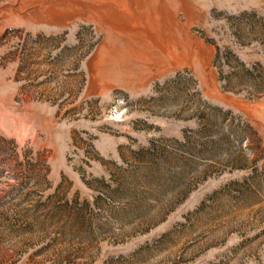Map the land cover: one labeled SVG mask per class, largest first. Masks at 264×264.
Masks as SVG:
<instances>
[{
	"label": "rangeland",
	"instance_id": "obj_1",
	"mask_svg": "<svg viewBox=\"0 0 264 264\" xmlns=\"http://www.w3.org/2000/svg\"><path fill=\"white\" fill-rule=\"evenodd\" d=\"M0 264H264V0H0Z\"/></svg>",
	"mask_w": 264,
	"mask_h": 264
},
{
	"label": "trees",
	"instance_id": "obj_2",
	"mask_svg": "<svg viewBox=\"0 0 264 264\" xmlns=\"http://www.w3.org/2000/svg\"><path fill=\"white\" fill-rule=\"evenodd\" d=\"M247 71H248V69H247Z\"/></svg>",
	"mask_w": 264,
	"mask_h": 264
}]
</instances>
